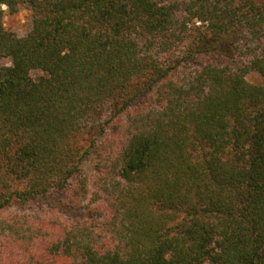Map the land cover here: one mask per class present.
Listing matches in <instances>:
<instances>
[{
    "label": "trees",
    "instance_id": "1",
    "mask_svg": "<svg viewBox=\"0 0 264 264\" xmlns=\"http://www.w3.org/2000/svg\"><path fill=\"white\" fill-rule=\"evenodd\" d=\"M0 4V264H264V0Z\"/></svg>",
    "mask_w": 264,
    "mask_h": 264
},
{
    "label": "rangeland",
    "instance_id": "2",
    "mask_svg": "<svg viewBox=\"0 0 264 264\" xmlns=\"http://www.w3.org/2000/svg\"><path fill=\"white\" fill-rule=\"evenodd\" d=\"M5 27L16 33L18 36H26L32 29V14L30 10L21 9L16 14H10L9 11H6L5 15ZM34 76H39V72H34ZM248 79L253 83H262L263 79L257 74L249 75Z\"/></svg>",
    "mask_w": 264,
    "mask_h": 264
},
{
    "label": "clouds",
    "instance_id": "3",
    "mask_svg": "<svg viewBox=\"0 0 264 264\" xmlns=\"http://www.w3.org/2000/svg\"><path fill=\"white\" fill-rule=\"evenodd\" d=\"M0 8L6 10V5L0 4Z\"/></svg>",
    "mask_w": 264,
    "mask_h": 264
}]
</instances>
